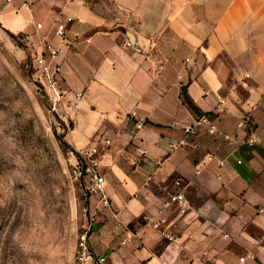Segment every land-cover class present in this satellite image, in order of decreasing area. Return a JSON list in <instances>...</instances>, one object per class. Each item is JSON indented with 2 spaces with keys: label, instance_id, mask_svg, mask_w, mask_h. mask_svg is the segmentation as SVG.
Instances as JSON below:
<instances>
[{
  "label": "crops",
  "instance_id": "crops-1",
  "mask_svg": "<svg viewBox=\"0 0 264 264\" xmlns=\"http://www.w3.org/2000/svg\"><path fill=\"white\" fill-rule=\"evenodd\" d=\"M7 2L0 12L12 27L33 24L26 2ZM120 2L127 17L118 26L72 5L62 37L50 35L67 44L57 57L61 85L85 93L79 109L61 108L64 138L75 152L99 145L110 200L90 248L101 264H264V0ZM201 114L216 132L186 135ZM175 178L188 207L166 208L168 240L145 218Z\"/></svg>",
  "mask_w": 264,
  "mask_h": 264
},
{
  "label": "rangeland",
  "instance_id": "rangeland-1",
  "mask_svg": "<svg viewBox=\"0 0 264 264\" xmlns=\"http://www.w3.org/2000/svg\"><path fill=\"white\" fill-rule=\"evenodd\" d=\"M22 2L34 15L30 27L14 28L0 12V264H71L92 206L82 180L72 174L78 152L64 138L68 112L80 107L67 115L64 105L58 114L48 112L31 54L47 44L65 52L67 44H54L50 35L72 5L107 25L118 26L127 16L120 0ZM7 3L0 0V11Z\"/></svg>",
  "mask_w": 264,
  "mask_h": 264
},
{
  "label": "built area",
  "instance_id": "built-area-1",
  "mask_svg": "<svg viewBox=\"0 0 264 264\" xmlns=\"http://www.w3.org/2000/svg\"><path fill=\"white\" fill-rule=\"evenodd\" d=\"M71 18L67 17V20ZM37 27H40V23H37ZM64 31V23L59 22L55 25L53 35L62 37ZM127 45L129 42H126ZM63 54L59 45L51 46L46 45V48L36 49L31 54V61L33 66L37 69L41 84L44 88L45 95L48 101V112H59V107L64 105L67 109L75 110L79 108L84 99L85 93L81 89L71 90L60 84L61 63L57 60V57ZM47 56V57H46ZM222 103V99L218 102L216 107H219ZM67 118V117H66ZM137 128L142 126L141 122L136 123ZM243 123L239 122L238 127H242ZM200 127H205L208 133H215L216 129L211 123L208 115L201 114L196 116L190 124L183 126V131L186 135L196 133ZM225 138H229V135L225 134ZM104 144H109L110 141L103 139ZM180 141L179 143H182ZM255 142L252 137H248V143L251 145ZM177 143L172 144V148H175ZM99 145L97 143L83 146L78 151L79 158L72 167V174L74 178L80 179L83 182V187L87 194L94 199L92 206L88 209V220L81 226L78 234L75 251L71 264H101L103 257H96L89 246L88 237L91 232L93 222L97 211L101 207H108L110 202L106 192L105 178L99 172L98 169V155ZM213 159L211 154L205 156L206 161ZM204 163V162H203ZM217 165H222L223 160L217 159ZM200 173V166L195 168V174ZM173 190L167 191V199L159 208L156 214L148 215L145 221L152 228L159 230L168 240H173L174 235L169 231V223L167 222L165 211L170 205L177 206L179 213L186 212L188 204L185 199L181 180L175 178L172 181ZM163 190H167L166 186L162 187ZM262 211V208H259ZM132 235L129 234L121 242L124 243L130 239ZM243 257L239 258L242 261ZM208 264V263H205Z\"/></svg>",
  "mask_w": 264,
  "mask_h": 264
},
{
  "label": "trees",
  "instance_id": "trees-1",
  "mask_svg": "<svg viewBox=\"0 0 264 264\" xmlns=\"http://www.w3.org/2000/svg\"><path fill=\"white\" fill-rule=\"evenodd\" d=\"M184 98H185V100H186V96H185Z\"/></svg>",
  "mask_w": 264,
  "mask_h": 264
}]
</instances>
